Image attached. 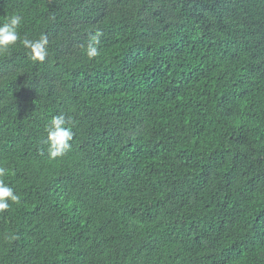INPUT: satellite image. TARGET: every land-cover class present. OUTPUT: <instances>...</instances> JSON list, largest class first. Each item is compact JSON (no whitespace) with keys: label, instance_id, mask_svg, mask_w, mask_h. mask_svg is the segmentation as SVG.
Masks as SVG:
<instances>
[{"label":"trees","instance_id":"obj_1","mask_svg":"<svg viewBox=\"0 0 264 264\" xmlns=\"http://www.w3.org/2000/svg\"><path fill=\"white\" fill-rule=\"evenodd\" d=\"M13 14L49 43L0 54L20 197L0 264H264V0H0ZM60 114L73 140L51 159Z\"/></svg>","mask_w":264,"mask_h":264},{"label":"clouds","instance_id":"obj_2","mask_svg":"<svg viewBox=\"0 0 264 264\" xmlns=\"http://www.w3.org/2000/svg\"><path fill=\"white\" fill-rule=\"evenodd\" d=\"M22 22V17L18 14H13L6 17L3 23H0V54L6 53L10 48L17 45L19 42L25 49L29 51L30 58L33 61L44 62L48 55V38L46 35H41L39 39H21L19 27ZM104 33L97 30L95 34H90L85 49L87 57L91 60L100 55L99 45L101 37ZM83 47V46H81ZM71 123L70 118L60 114L54 116L45 131L47 133L48 153L51 159L63 156L71 148L73 140V132L71 127L67 126ZM8 170L0 167V177L8 175ZM20 197L15 194L12 187L0 180V213L6 212L10 208L9 201L18 203ZM14 239L15 237H11Z\"/></svg>","mask_w":264,"mask_h":264}]
</instances>
